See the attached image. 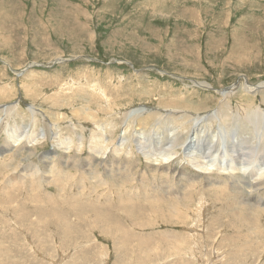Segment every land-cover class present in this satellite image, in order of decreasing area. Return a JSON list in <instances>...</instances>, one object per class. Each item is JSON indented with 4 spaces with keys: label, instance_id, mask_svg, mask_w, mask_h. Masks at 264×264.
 I'll return each instance as SVG.
<instances>
[{
    "label": "rangeland",
    "instance_id": "1",
    "mask_svg": "<svg viewBox=\"0 0 264 264\" xmlns=\"http://www.w3.org/2000/svg\"><path fill=\"white\" fill-rule=\"evenodd\" d=\"M239 80L264 82V0H0V105H16L0 124V148L10 142L6 128L27 131V139L0 154V264H264V215L242 205L255 202L237 190L218 195L205 179L184 189L186 175L147 162L133 140L117 151L126 110L151 108L140 121L155 144L160 132L174 135L166 110L210 114L226 100L218 89ZM261 96L241 89L231 107L264 108ZM86 103L94 118L84 113ZM30 105L41 108L37 117ZM236 119L240 125L228 129L250 140L251 123ZM221 120L208 118L209 130ZM179 122L189 129L188 120ZM130 134L137 136L135 127ZM32 135L38 141L29 142ZM67 135L74 142L68 147ZM177 149L170 167L191 169L184 148ZM219 178L231 189L229 175ZM245 179L251 194L252 180Z\"/></svg>",
    "mask_w": 264,
    "mask_h": 264
},
{
    "label": "bare ground",
    "instance_id": "2",
    "mask_svg": "<svg viewBox=\"0 0 264 264\" xmlns=\"http://www.w3.org/2000/svg\"><path fill=\"white\" fill-rule=\"evenodd\" d=\"M144 4V2H142ZM140 4V3H139ZM23 71H19L18 74H21ZM105 83V82H104ZM198 84L204 86V87H209L210 85H208V83L205 82H197ZM95 84V83H94ZM97 84V82H96ZM99 84V83H98ZM102 85V84H101ZM106 85V84H105ZM104 85V86H105ZM62 86V85H61ZM96 86V85H95ZM107 86V85H106ZM71 87V85H70ZM100 87V86H99ZM102 87V86H101ZM214 88V87H213ZM210 89V87L208 88ZM244 90L246 92L247 95L249 96H256V94L258 92H264V82L259 83L258 85H254L253 83L248 82L247 80L244 82V84L241 82V80H239V82L231 85L230 87L224 88V89H218V93L222 96V98L226 99L224 100V102L219 105V107L217 109H214L213 112H211L210 114H206V113H194L190 110L186 109H182L181 111H176L173 112L171 110H166V112H169L167 114V117H171L173 123H171L170 127V132H172L174 135L170 134V137H167L165 135V132H160L161 135L158 137V141L155 142V144L153 142L150 141L148 136L149 133V128L147 127V125L145 126L144 124L141 123V119H144L143 117H146L150 114L151 108L149 107H136V108H132L129 111L126 110V114H122L125 115V119H124V129H123V133L121 135V140L118 145L117 151L118 149H122L125 146H128L131 144V141L133 140L136 143L137 146V150L138 152H141L144 155V158L147 160V162H154V164H159L158 166H160V164H163L162 166H164L165 168V172L166 173H170L172 172V175L175 176H182L184 174V177L186 175L185 178H187V185L185 186L184 189H188V188H195L198 187L202 184V179H205L208 182L209 187L211 186H217L215 189V192L219 195V194H224L225 191L227 190L228 193H231V196H233V191L237 190L236 194L238 195V197L243 198V201H250V202H255L256 205H250L247 202H245L243 205V208L246 210H249L247 212L253 213L254 210H252L251 208H258L261 212V215H264V196L260 195V193L262 192L261 190L263 189L264 186V108L262 107V104L259 105H255L253 106V109L250 108V110L248 109L246 112L243 107L244 105L242 104H238L236 105V109L234 110L231 107V99L232 96L235 95L236 93H238L239 90ZM61 90V89H60ZM95 90V89H94ZM97 90V89H96ZM95 90V92H97ZM103 90V89H102ZM150 90V89H148ZM111 91V90H110ZM142 91V90H141ZM100 92V91H99ZM98 92V93H99ZM105 92V90H104ZM110 93V92H109ZM107 94V92H106ZM105 94V95H106ZM141 94V93H140ZM104 95V96H105ZM57 96V95H56ZM73 96V95H72ZM107 96H109L107 94ZM59 97V95H58ZM82 97V96H81ZM115 97V96H114ZM262 98H264V96H261ZM70 98V96H65V97H59L58 99H67ZM102 98V97H101ZM109 98L111 99L112 97L109 96ZM108 98V99H109ZM116 98V97H115ZM99 99V97H98ZM248 99V98H247ZM70 100V99H69ZM76 100V98H75ZM93 100V99H92ZM101 100V99H100ZM112 100V99H111ZM174 100V99H173ZM176 100V98H175ZM59 101V100H58ZM67 101V100H66ZM89 101V100H88ZM96 101V100H94ZM93 101V102H94ZM113 101V100H112ZM111 101V102H112ZM119 101V100H118ZM226 101V102H225ZM263 101V100H262ZM103 102V101H102ZM253 102V101H252ZM95 103V102H94ZM100 103V102H98ZM97 103V104H98ZM108 102L106 101V104ZM256 103V102H255ZM264 103V101H263ZM74 104V103H73ZM105 104V103H104ZM114 104V102H113ZM171 104V103H170ZM60 104V102H56V106L58 107ZM66 105V104H65ZM109 105V104H108ZM118 103H115L114 105H110L111 107H115L117 106ZM241 105V106H240ZM208 105H206L207 107ZM240 106V107H239ZM65 107V106H64ZM74 107V106H73ZM209 107V106H208ZM16 108V105L14 103H9V104H1L0 105V124L3 122V120L7 119V116L10 115V113L13 112V110ZM55 108V107H54ZM102 108V107H101ZM105 108V107H104ZM108 108V107H107ZM168 109V108H167ZM213 109V108H212ZM73 110V109H72ZM83 110L84 113L87 114V117H92L94 118L93 115L95 114H91L89 111H91V107L87 106H83ZM101 110V109H100ZM106 110V109H105ZM114 110V109H112ZM199 110V109H198ZM207 110V108H206ZM29 111L31 112V115H33L34 117H37V113L41 111V108L35 107V105H30L29 107ZM74 112L76 111V113H78V111L74 108L73 110ZM164 111V110H163ZM26 112V111H25ZM92 112V111H91ZM122 112V111H121ZM157 112V111H156ZM155 112V113H156ZM28 113V112H27ZM56 115L57 119L63 118L65 116V114H61V112H56L54 113ZM158 114V113H156ZM62 115V116H60ZM118 115V114H117ZM161 115V114H160ZM11 116V115H10ZM221 117L222 120L219 121L221 122V124H217L218 127L216 130H209L210 128L208 127L209 124H206L208 121V118L210 117ZM45 118V117H44ZM148 118V117H147ZM184 118L186 120L189 121V129L187 130L186 128L183 127L184 124H180L179 119ZM236 118H245L244 121L247 119L250 123H251V127H253V133L254 136H250L252 137L250 140L247 139H240L238 137V129L236 128V130H234L232 132V130L228 129V126H232V125H240V121L237 120ZM12 119V118H11ZM113 120V119H112ZM147 120V119H146ZM168 120V119H167ZM217 120V119H216ZM121 121V120H120ZM7 122V121H6ZM218 122V121H217ZM243 122V121H242ZM106 123V122H105ZM209 123V122H208ZM245 123V122H244ZM3 124V123H2ZM8 124V123H7ZM101 124V123H100ZM123 124V123H122ZM99 125V124H98ZM107 125V124H106ZM111 125V124H110ZM167 125H166V130L167 129ZM208 125V126H207ZM114 126V125H113ZM112 126V127H113ZM153 126V125H151ZM186 126V125H185ZM248 126V123H247ZM97 127V126H96ZM110 127V130L111 128ZM135 127V134H137L136 137H134V135H131V128ZM215 127V126H214ZM239 127V126H238ZM244 127L245 124H244ZM29 128V127H28ZM98 128V127H97ZM103 129L107 128V126H103ZM233 128V127H232ZM249 128V127H248ZM6 134H8L7 136V142H9V144L5 145V147H1L0 148V153H3L5 151H7L8 149L13 148V144H20L23 139H27V138H23V136H25L27 134V131H22L19 133H14L13 131H10V128H6ZM53 129V128H52ZM156 129V128H155ZM193 130V132L197 131H203L204 134L202 136H197L192 134V137L189 138V136L187 137V134L190 133L189 130ZM241 129V128H240ZM246 129V128H245ZM252 129V128H251ZM133 130V129H132ZM159 130V129H158ZM53 131V130H52ZM60 131V130H59ZM102 131V129H101ZM104 131V130H103ZM242 131V130H241ZM25 132V134H24ZM240 132V130H239ZM250 132V131H249ZM248 132V133H249ZM30 133V132H29ZM32 133V132H31ZM56 131L53 133L55 136L56 135ZM154 133V132H153ZM156 133V132H155ZM199 134V133H198ZM243 134V133H242ZM59 135V134H58ZM104 135V133H103ZM109 136L111 134H108ZM159 135V134H158ZM191 135V134H190ZM246 135V134H245ZM250 135V134H249ZM248 135V136H249ZM39 138H46V133L44 132V130L41 131V133L39 134ZM59 136H63V135H59ZM58 136V137H59ZM81 136V135H80ZM96 136V135H95ZM114 136V135H113ZM151 136V135H150ZM97 137V136H96ZM102 137V136H100ZM99 137V139H100ZM106 137V136H104ZM61 138V137H60ZM93 139H96L93 135L92 137ZM111 138V137H110ZM91 139V138H90ZM103 139V138H102ZM105 139V138H104ZM114 139V138H113ZM111 139V141L113 140ZM168 139L167 143H168V147L166 148L165 145L166 143H164V140ZM79 140H81L83 142V136L79 138ZM106 140V139H105ZM117 140V139H116ZM38 141V137L37 135H32L29 137V142H36ZM65 141H67V144L69 146L72 145L73 139L71 137H69L67 135V137H65ZM97 141L98 138H97ZM103 141V140H102ZM101 141V142H102ZM25 143V142H24ZM93 143V142H92ZM104 143V142H103ZM16 145V146H17ZM117 145V144H116ZM115 145V146H116ZM30 146V145H29ZM62 146V145H61ZM111 146V145H110ZM177 146H182L183 149V155H184V161L185 163H187L191 169L185 170L184 168H182L181 170H178L176 167L171 168L170 167V163L173 162L177 156H179V148L177 149ZM53 148V147H52ZM64 148V147H63ZM99 148V146H98ZM217 148H220L221 151L217 152V153H213ZM22 149V148H21ZM35 149V148H34ZM109 147L107 145H103L101 144L99 151H104V154H108L109 152ZM116 149V148H115ZM53 152H49V153H56V151L54 150V148L52 149ZM9 151V150H8ZM26 151V149H25ZM63 150H61L60 152H62ZM30 152V151H29ZM65 152V151H63ZM182 152V151H181ZM58 153V152H57ZM103 153V152H102ZM5 154V153H4ZM7 154V153H6ZM5 154V155H6ZM66 154V153H65ZM85 154V153H84ZM97 154V153H96ZM179 154V155H178ZM85 156V155H84ZM64 157V155H63ZM105 157V156H104ZM48 158V157H47ZM6 159V158H5ZM2 160V159H1ZM73 160V159H71ZM59 161V160H57ZM67 161V160H66ZM47 163V162H46ZM82 163V162H81ZM183 163V162H182ZM106 164V163H105ZM177 165V164H176ZM78 166V165H76ZM161 166V168H163ZM182 166V165H181ZM36 167V166H35ZM38 167V165H37ZM216 168L217 172L213 173L211 171V168ZM40 168V167H39ZM156 168V166H155ZM29 169H34V166L30 164ZM37 169V168H36ZM159 169V168H158ZM171 169V170H170ZM160 170V169H159ZM48 171V170H47ZM163 171V170H162ZM161 171V172H162ZM32 172V170H31ZM41 172V171H40ZM157 172V171H156ZM99 173V171H98ZM97 173V174H98ZM45 174V173H43ZM47 174V173H46ZM92 174V173H91ZM142 174V173H141ZM182 174V175H180ZM203 174H207V175H203ZM209 174V175H208ZM240 176V180H237L236 175ZM128 175V174H127ZM126 175V176H127ZM140 175V174H138ZM218 175H229L231 178V182H229L228 184V188L231 189H225L223 187H225V185L227 184L225 181H223L222 179H217ZM237 175V176H238ZM21 176V175H20ZM19 176V177H20ZM41 176H43L41 174ZM132 176V175H131ZM135 176V175H134ZM15 177V176H14ZM17 177V176H16ZM69 177V176H68ZM42 178V177H41ZM61 178V177H59ZM166 178V177H165ZM183 178V177H182ZM182 178L178 177V181H184ZM246 178L247 180H252L248 181L247 184L248 188H250V190L252 189V193L257 192L258 195L257 196H252L250 193H248L245 189L247 186L242 185L243 183V179ZM16 179V178H15ZM43 179V178H42ZM45 179V178H44ZM103 179V178H101ZM129 179V178H127ZM226 179V178H225ZM245 179V180H246ZM77 180V179H76ZM104 182L106 181L105 179H103ZM163 180V178H162ZM130 181V180H129ZM58 182V181H57ZM66 182V181H65ZM109 182V181H108ZM107 182V183H108ZM165 182V181H163ZM185 182V181H184ZM204 182V183H205ZM67 183V182H66ZM110 183V182H109ZM177 183V181L175 182ZM175 185V184H174ZM170 186V185H168ZM204 186V185H203ZM62 187V186H61ZM133 187V186H132ZM163 187V186H162ZM166 187V186H164ZM96 188V187H95ZM138 188V187H137ZM169 188V187H168ZM167 188V189H168ZM180 188V187H179ZM205 188V187H204ZM82 189V188H81ZM108 189V188H107ZM162 189V188H161ZM172 189V188H171ZM169 191H172V190ZM181 189V188H180ZM183 189V188H182ZM196 189V188H195ZM202 189V186H201ZM96 190V189H95ZM94 190V191H95ZM165 190V188H164ZM249 190V189H247ZM104 191V189L102 190ZM123 191V189H122ZM135 191V190H134ZM232 191V192H231ZM113 192V191H112ZM133 192V191H132ZM159 192V191H157ZM167 192V191H166ZM176 192V194L181 195V193L178 192V190L176 191L173 188V192ZM186 192V190H185ZM83 193V192H82ZM101 193V192H100ZM160 194V193H159ZM175 194V193H174ZM185 194V193H184ZM201 194V192H200ZM14 195V194H13ZM51 195V194H50ZM153 196H155L156 199H158V194H152ZM172 195V194H170ZM123 196V195H122ZM133 196V195H132ZM131 196V197H132ZM140 196V195H139ZM99 197V196H98ZM110 197L111 194H110ZM126 197V196H125ZM172 197V196H171ZM174 197V196H173ZM172 197V198H173ZM184 197V195L182 196V198ZM194 197V196H193ZM248 197V198H246ZM127 198V197H126ZM153 198V197H152ZM136 199V198H135ZM163 199V198H162ZM160 199V200H162ZM177 201L180 199V197L175 198ZM193 199V198H192ZM204 199V198H203ZM126 200V199H125ZM128 200V198H127ZM126 200V201H127ZM141 200V199H140ZM168 200V199H166ZM240 200V199H239ZM132 200H130L131 202ZM155 201V200H154ZM173 202V201H172ZM164 203V202H163ZM175 203V202H174ZM187 204V203H186ZM238 205L237 201H233V203L231 205ZM165 205V203H164ZM199 205V204H197ZM176 206V205H175ZM239 206V205H238ZM199 207V206H198ZM179 208V207H178ZM191 208V207H190ZM193 208V206H192ZM204 208V207H203ZM231 208V207H230ZM238 208V207H237ZM234 209V208H233ZM107 210V209H106ZM157 210V209H156ZM195 210V209H194ZM228 210V209H227ZM226 210V211H227ZM159 211V210H157ZM197 211V210H196ZM229 211V210H228ZM193 212V211H192ZM255 212H259V211H255ZM109 213V212H108ZM107 213V214H108ZM152 213V212H151ZM172 213H175V209L173 206V210ZM186 213V212H185ZM191 212H188L187 214H190ZM240 213V212H239ZM193 214V213H191ZM196 214V213H195ZM233 214V213H232ZM244 213H242L241 215L244 217L243 215ZM255 214V213H254ZM257 214V213H256ZM255 214V215H256ZM186 215V214H185ZM201 215V214H200ZM197 215V216H200ZM240 215V214H239ZM247 215V214H246ZM250 215V214H249ZM252 215V214H251ZM107 216V215H106ZM109 216V215H108ZM112 216V215H111ZM191 216V215H190ZM195 216V215H194ZM195 216V217H197ZM253 216V215H252ZM105 217V216H104ZM178 218V217H177ZM186 218H189L188 216H186ZM248 218V216H247ZM143 219V218H142ZM246 219V218H245ZM249 219V218H248ZM147 220V219H145ZM173 220V219H172ZM261 220V219H260ZM263 220V219H262ZM250 221V220H249ZM264 221V220H263ZM141 222V221H140ZM248 222V221H247ZM251 222V221H250ZM249 223V222H248ZM251 224V223H250ZM63 225V224H62ZM187 226V225H186ZM111 228V227H110ZM127 228V226H126ZM186 228V227H185ZM188 228V227H187ZM264 228V226H263ZM120 229V228H119ZM190 229V228H189ZM66 230V229H65ZM122 231V230H121ZM196 231V230H195ZM136 232V231H135ZM190 232V231H189ZM188 233V232H187ZM132 234V233H131ZM168 234V233H167ZM193 234V232H192ZM122 235V234H121ZM191 235V234H189ZM132 237V236H131ZM140 237V236H139ZM117 238V237H116ZM124 239V238H123ZM188 239V238H187ZM199 239V238H198ZM128 240V238H127ZM66 241V240H65ZM121 241V239H120ZM123 241V240H122ZM130 241V240H129ZM144 241V240H143ZM136 242V241H135ZM190 242V241H188ZM125 243V242H124ZM192 243V241L190 242ZM198 243V241L196 242ZM188 244V243H187ZM186 244V245H187ZM125 245V244H124ZM170 245V244H169ZM179 245V244H178ZM185 245V244H184ZM182 246V244H181ZM190 246V245H189ZM180 247V246H179ZM185 247V246H184ZM191 247V246H190ZM188 248V246L186 247ZM193 248V247H192ZM195 248V247H194ZM199 249V248H198ZM191 252V250H190ZM193 252V251H192ZM197 263V262H196ZM199 264V263H198Z\"/></svg>",
    "mask_w": 264,
    "mask_h": 264
}]
</instances>
